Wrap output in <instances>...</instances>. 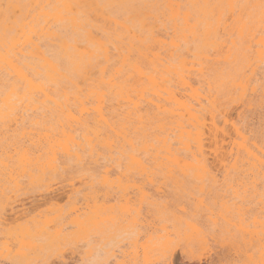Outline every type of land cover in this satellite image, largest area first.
<instances>
[{
	"label": "bare ground",
	"instance_id": "6f19581e",
	"mask_svg": "<svg viewBox=\"0 0 264 264\" xmlns=\"http://www.w3.org/2000/svg\"><path fill=\"white\" fill-rule=\"evenodd\" d=\"M1 1L6 3L5 10L0 11V130L5 131L0 133V256L5 261L9 256L25 258L29 253L39 251L41 247L35 238L40 239L45 228L51 227L55 220L63 216L59 211L50 218L43 219L38 215L29 218V203H25L26 200L20 202L16 196L22 190L21 185H42L50 181L52 176L65 169L67 160L83 162L80 154L86 148L93 150L99 147L112 151L120 158L125 157L127 163L123 167L120 163L114 167H104L99 192L90 191L91 186L90 192L87 191L88 187L83 189L87 193L81 198L83 203L80 205V200L70 196L79 195L82 191L72 187L65 192V195H69L67 198H71L66 213L70 218L67 226L78 230V239L87 237L92 230H100L105 223L115 224L116 218L112 213L105 216L100 213L101 195H119L125 212H129L128 204L134 199L142 202L147 195H232L234 199H240L242 205L246 201L264 197V147L250 140L236 123L216 121L212 113L215 98L211 94L213 85L217 84L228 85L236 94L233 98L235 101H242L247 92L251 96L256 93L257 89L251 86L249 75H254L256 68L264 64V0H259V4L263 3L261 11L255 15L251 12L247 14L248 19L255 20L254 23L239 20L236 36L242 42L241 48H236L235 41H231L223 58H220L221 62L233 67L231 82L219 78L209 81L194 79L193 73L204 78L206 71L202 67L194 69L195 64L184 59L177 64L170 62V59L163 60L153 51L152 43L143 47L144 56L148 52L147 58H150L146 64L154 72H159V68L160 74L158 77L145 76L137 61H129L133 50L132 41L127 39L123 54L118 50L122 49L126 37L117 34L112 40L119 48H114V45L111 47L118 52L116 56L119 64L107 81L114 104L106 105L105 93H97L91 103L88 98L79 101L75 97L77 105L74 109L65 108L66 113L46 90L49 91L48 86H58L60 79L69 81L68 71L60 68L54 55L48 54L40 38L49 39L54 45L56 43L57 57L66 60L70 69L76 73L82 66H91L90 58L98 51L96 55L108 63L113 56L107 48L110 40L103 42L86 30V25L71 15L67 0H25L26 4H21L19 0ZM40 1L43 4L39 5ZM106 1L127 7L128 13L138 19L141 25L150 26L148 21L160 17L171 21L175 28V22L182 19L186 32L184 38L199 41L204 48L218 49L221 46L212 37L211 24L206 20L211 9H219L223 0L211 3L208 0H185L197 15L196 18L188 11L181 12L177 0H163L158 5L163 9L159 16L153 14L156 1L159 0ZM131 2H137L139 7L134 9L128 6ZM232 5L233 0L226 1L229 9ZM34 8L37 10L34 11ZM10 9L18 11V20L10 21ZM48 22L51 25L48 28L41 26V23ZM111 22L128 31L126 26L114 18ZM203 23L204 31L199 33V24ZM67 26L74 34L86 33L88 42L96 45L97 51L84 49L82 53L72 52L67 41L60 35ZM153 43L161 45L163 41L157 38ZM125 67L131 72L126 77L123 73ZM135 75L138 82L144 80V83L128 86L126 82ZM36 93H41L56 108L40 111L33 106L31 97ZM260 96L264 101V86L260 88ZM220 124L229 128L228 133L219 127ZM148 128L154 133L150 143L146 141ZM137 140L140 141V151L145 154L144 158L134 154L133 146ZM125 146H129L133 153L123 155L121 152ZM259 203H263V200H259ZM7 206L10 207V215L5 217ZM212 206L215 208L216 204ZM212 206L199 198L195 209L214 215ZM231 210L221 201L216 217L225 218L224 215ZM235 210L243 216L249 208L238 206ZM135 221L134 218L130 220L131 223ZM240 221L243 222V219ZM9 222L15 226L5 229ZM184 226L189 231L185 239L194 237L201 240L199 229L188 222H184ZM237 229L248 236L245 242L247 252L253 249L256 254L246 253L243 264H264V220L257 216L250 217L248 224L240 223ZM63 230L55 227L53 234L49 235L50 241L56 246L66 241L62 235ZM131 235L128 234L123 240L130 239ZM114 241L99 249L90 264H116L118 258L122 260L123 255ZM130 245L132 251L128 256L133 264H149L153 255H156L154 257L158 264H171L178 247L173 246L169 239L159 243L150 235L141 243L139 237L133 238Z\"/></svg>",
	"mask_w": 264,
	"mask_h": 264
},
{
	"label": "rangeland",
	"instance_id": "374dc122",
	"mask_svg": "<svg viewBox=\"0 0 264 264\" xmlns=\"http://www.w3.org/2000/svg\"><path fill=\"white\" fill-rule=\"evenodd\" d=\"M177 1L180 3L181 12L188 11L193 18H196L197 15L191 10V7L185 0ZM208 1L211 3L217 0ZM226 1L227 0H223L219 9L212 8L206 20L207 23L211 24L210 30L213 35L212 37L221 45L218 49H213L202 47L199 41H195L190 37L184 38L186 32L184 31L182 19H178L175 22V28H173V23L171 21L160 17L155 21H148L150 26H146L141 25L138 19L133 18L128 13L127 7H121L117 3L107 2L106 0H67L70 5L71 15L77 17L81 24L86 25V30L91 31L92 34L103 42H108L110 40L107 48L110 49V55L113 56L108 63H104L103 59L96 55L99 51L95 52V55L90 58L92 65L88 67L82 66L79 72L76 73L70 69L66 60H61L57 57L58 47L56 43L54 45L53 41L41 37L40 40L44 49L47 50L49 55H54L57 64L61 66L60 68L68 71L67 76L69 79V81L60 79L59 85L54 88L48 86L49 91L46 90L47 93L53 95L55 102L64 113L67 112L66 109L68 108H75L77 105V103L74 102L75 97H77L79 101L88 98L91 103L97 93H105L104 101H106V105L114 104L112 96L110 97L109 94L110 87L107 81L111 77L113 69L119 64L118 57L116 56L118 52L112 48L113 45L114 48H119L116 42L112 40L117 34L120 35V37H122V35L126 37L123 42L124 45L121 47L122 49L118 50L123 54H125L124 47L127 39L132 41L133 50L129 55V61H137L145 76L158 77L160 74L159 68V72H154L152 67L146 64L150 61V58H147L148 52H146L144 56L143 47L152 43L154 45L153 51L163 60L170 59V62L177 64L184 59L195 64L194 69L198 70L202 67L204 71H206L204 78L197 73H193L192 78L197 80L205 79L206 81L219 78V80L223 79L225 82H228L233 76V67L229 64H224L221 62V59L227 51V48L231 45V41H235L236 48H241L242 42L236 36L239 20L254 23L255 20L248 19L247 14L251 12L255 15L261 11L263 3L259 4V0H233L232 8L229 9L226 6ZM19 2H21V4H26L25 0H19ZM156 2L157 5L153 9V14L159 16L158 14L162 12L163 9L159 8L158 5H161L163 0ZM38 4L41 5L43 3L40 1ZM138 5L137 2L128 4V6H132L134 9H137L139 7ZM5 6L6 3L0 0V11L5 10ZM36 10L37 8H34V11ZM101 14L104 17H102ZM8 15L11 22L20 18L17 10L11 11L10 9ZM107 18H109L110 21ZM113 18L126 26L128 31H124L119 26L113 24L111 22ZM191 22L190 20V23ZM41 26L48 28L51 25L50 22H48L41 23ZM204 28L205 23L199 24V33H202ZM85 34L84 32H77V34H74L68 26L60 33L62 38L67 41L72 52L82 53L84 49L95 51L96 45L93 46V44L89 43ZM157 38L163 41L161 45L153 43L154 39ZM213 38L211 40H214ZM172 43L175 46H173ZM203 48L204 50H201ZM138 50L142 53L141 55ZM197 54L200 57H198ZM240 64L238 66H240ZM103 68L105 71H101ZM61 72L64 73L63 71ZM123 73L125 77L131 74L127 67L123 69ZM249 76L251 79V86L255 87L257 91L252 94V96L250 92H247V95L242 101L233 100L236 94L228 85H213L211 94L215 98V103L212 113L216 121L227 120L228 123H236L238 127L242 128L247 133L250 140L264 147V101L260 96V88L264 86V64L256 68L254 75ZM168 78L170 82L173 81L170 76H168ZM139 82L144 83V80ZM139 82L138 77L135 75L129 78L126 83L128 86H135ZM31 104L40 111L43 109L53 110L56 108L53 103L45 100L41 93L32 95ZM27 114L29 116L31 115L30 112ZM120 119L122 121V117H120L119 120ZM116 120L117 118L114 121ZM148 126L150 127V125ZM219 127L223 129L225 133H228V127L222 124H220ZM4 132L0 130V133ZM147 133L148 136L146 137V141L149 142L152 140L151 136H153L154 133L149 128ZM133 149L134 154H139V157L144 158L145 154L140 151V141L137 140V142H134ZM122 151L121 153L125 156L129 153H133L129 146H125ZM80 155L83 162H77L75 159L67 160L65 169L60 170L56 176H52L50 181H46L47 183L44 182L42 185H27L23 183L21 185L22 190H20L16 196L17 200L20 202L26 200L25 203H29L27 205V208L31 210L29 218L37 215L41 216L43 219L46 217L50 218L59 211L63 213V216L55 220L52 224L53 226L51 225V227L45 228L40 239L35 238V241L41 247L39 251L29 253L25 258L9 256L6 261L3 259V256H0V264H90V260L95 253L115 239L114 243H117L116 248H118V251L124 256H122V260L118 258L116 264H133L132 261H130L131 257L128 256L132 251L130 240L139 237L141 243L148 235L159 243H161V240L163 242V240L169 239L172 241L173 246L178 245L171 264H243L245 262L246 253L256 255L253 249L247 252L248 247L245 242L248 236L239 231L237 226L240 223L243 225L248 224V218L250 217L257 216L259 219L264 220V197L246 201L242 205L241 200L234 199L232 195H225L224 197H222L223 195L218 197L217 195H147L142 202H138L134 199L128 204L129 212H125V210H122L124 203L120 200L119 195H101L99 199V203L102 204L100 213L103 216L112 213V216L116 218L115 224L105 223L100 230H92L87 237L78 239V230L75 227L67 226L70 218L66 213L70 207V199L75 197L80 200L78 205L82 204L83 201H81V198L85 196L84 194L87 193V191H94V193L96 191L99 192V181L102 177L104 167H114L117 163L124 166L127 163L125 157L120 158L118 154L116 155L112 151L110 152L109 150L99 147L93 150L86 148ZM87 159L88 161H86ZM90 186L91 189L89 191ZM72 187L76 190H80V192L88 188L87 191L84 190L79 195H72L70 196L71 198L68 199L67 197L69 195H65V192ZM199 198L204 199L205 203L208 205L212 206L213 203L216 204L215 208L212 206V210L215 213L214 215H210L199 208L195 209ZM259 200H263V203H259ZM221 201L225 202L226 205L232 209V212L224 215L225 218L216 217ZM238 206H242V208L245 209L249 208V211L245 212L242 216L235 210ZM9 215L10 207L7 206L5 208V217ZM132 218L136 220L135 223L130 222ZM241 219H243V222L240 221ZM213 221L216 222L214 223ZM184 222L191 223L200 230L201 240L194 237L190 240L185 239V237L189 235V231L184 226ZM13 226H15V224L9 222L5 229L13 228ZM55 227L64 229L62 235L65 236L66 241L60 246H56L49 239V235L53 234ZM162 227H165V229H160ZM249 229H251V225ZM115 230L117 232H114ZM128 234H132L130 239L123 240ZM154 256L156 255L151 257L150 262H148L149 264L159 263L155 260L156 257ZM136 264L147 263L138 262Z\"/></svg>",
	"mask_w": 264,
	"mask_h": 264
},
{
	"label": "snow or ice",
	"instance_id": "6c2138e0",
	"mask_svg": "<svg viewBox=\"0 0 264 264\" xmlns=\"http://www.w3.org/2000/svg\"><path fill=\"white\" fill-rule=\"evenodd\" d=\"M9 8L11 7V5L8 6Z\"/></svg>",
	"mask_w": 264,
	"mask_h": 264
}]
</instances>
